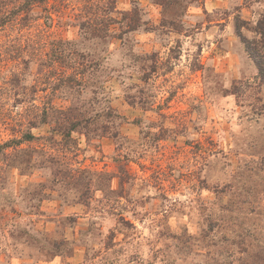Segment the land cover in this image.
<instances>
[{
  "label": "rangeland",
  "instance_id": "1",
  "mask_svg": "<svg viewBox=\"0 0 264 264\" xmlns=\"http://www.w3.org/2000/svg\"><path fill=\"white\" fill-rule=\"evenodd\" d=\"M262 17L0 0V264H264Z\"/></svg>",
  "mask_w": 264,
  "mask_h": 264
},
{
  "label": "trees",
  "instance_id": "2",
  "mask_svg": "<svg viewBox=\"0 0 264 264\" xmlns=\"http://www.w3.org/2000/svg\"><path fill=\"white\" fill-rule=\"evenodd\" d=\"M23 10L24 9H20L19 11L23 12ZM237 28L240 30L242 29L239 25ZM253 30L259 38L249 39L243 36V41L250 56L256 62L259 69V76L264 82V17L258 20Z\"/></svg>",
  "mask_w": 264,
  "mask_h": 264
}]
</instances>
